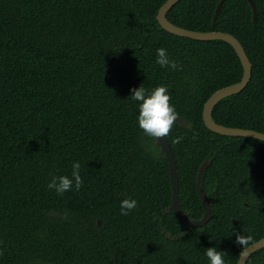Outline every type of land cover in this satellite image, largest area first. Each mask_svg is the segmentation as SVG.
Instances as JSON below:
<instances>
[{
  "label": "trees",
  "instance_id": "1",
  "mask_svg": "<svg viewBox=\"0 0 264 264\" xmlns=\"http://www.w3.org/2000/svg\"><path fill=\"white\" fill-rule=\"evenodd\" d=\"M168 0H0V264H209L208 248L238 264L264 239V142L207 129L203 112L217 91L239 83L242 63L224 41H197L163 30ZM181 0L174 25L236 37L253 65L239 94L218 103L219 125L264 134V0ZM165 47L175 70L156 63ZM169 87L179 117L168 140L177 162L187 227L170 210L169 162L157 139L138 128L131 89ZM181 137L179 143H174ZM81 164L84 184L63 197L53 175ZM137 208L120 215V202ZM237 221V224L234 223ZM235 233L251 237L246 248ZM247 264H264V249Z\"/></svg>",
  "mask_w": 264,
  "mask_h": 264
},
{
  "label": "water",
  "instance_id": "2",
  "mask_svg": "<svg viewBox=\"0 0 264 264\" xmlns=\"http://www.w3.org/2000/svg\"><path fill=\"white\" fill-rule=\"evenodd\" d=\"M180 1L181 0H168L160 8L158 16H157V20L159 22L160 27L163 30L169 32L170 34L183 37V38H189L192 40L224 41L233 47L244 69L243 78L239 83L225 87L217 91L214 95H212V97L205 104L204 112H203V120H204V123L207 129L213 133H216L222 136L251 138V139H256V140L264 142L263 133L253 131V130L230 128V127L222 126L216 123V121L214 120L213 111L216 105L228 97L241 93L249 85L252 79L253 65L250 59L248 58L243 45L233 35L229 33H222V32L202 33V32H197V31H191V30L180 28L174 25L173 23H171L168 20L167 15L169 11L175 5H177ZM226 1L227 0H221L220 4L218 5L216 15L214 17V23L217 22L219 14ZM248 1L254 10V21H256L257 19L256 5L253 0H248ZM174 125L184 127L187 129L191 127V123L188 120L181 118V117H178V119L174 122ZM157 145L161 148L162 153H164V155L166 156L169 162V169H170L172 188H173V199H172V206L170 210L173 211L187 227L196 228V227L205 226L206 224L210 222L211 216H212L211 203L208 199V196L204 188V180H205L206 172L210 165V162L206 161L202 165L200 172H199V176H198V193H199L201 202L205 209V215L203 219L201 220H192L187 216V214L182 209V205L180 202V183H179V173H178V168H177V162H176L174 153L171 149L168 137L158 138ZM234 223L237 224V221L234 220ZM262 249H264V239L247 247L242 253L238 264H247L250 258L252 257V255H254L256 252Z\"/></svg>",
  "mask_w": 264,
  "mask_h": 264
},
{
  "label": "clouds",
  "instance_id": "3",
  "mask_svg": "<svg viewBox=\"0 0 264 264\" xmlns=\"http://www.w3.org/2000/svg\"><path fill=\"white\" fill-rule=\"evenodd\" d=\"M156 63L161 68H170L175 70L177 62L171 59L168 50L160 47L156 50ZM130 98L138 105V115L136 122L138 128L145 137L162 138L167 137L178 119L179 113L174 104L171 103L172 96L167 85H160L152 90L145 89L142 85L131 89ZM181 137H176L174 143H179ZM70 175H53L47 183V189L54 191L57 196L63 197L67 192H79L83 187L84 180L81 176V164L75 162L72 164ZM138 201L132 198L123 199L120 202V215L128 216L137 208ZM236 243L242 248H246L251 237L235 233ZM205 255L209 264H226L225 252L218 251L216 248H208Z\"/></svg>",
  "mask_w": 264,
  "mask_h": 264
}]
</instances>
